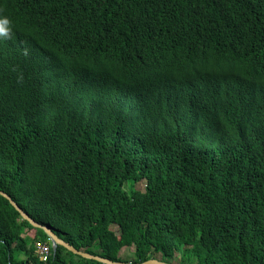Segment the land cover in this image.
<instances>
[{
    "label": "trees",
    "instance_id": "16d2710c",
    "mask_svg": "<svg viewBox=\"0 0 264 264\" xmlns=\"http://www.w3.org/2000/svg\"><path fill=\"white\" fill-rule=\"evenodd\" d=\"M0 189L113 261L264 264V0H0ZM38 244L0 195V264H102Z\"/></svg>",
    "mask_w": 264,
    "mask_h": 264
},
{
    "label": "water",
    "instance_id": "95a60500",
    "mask_svg": "<svg viewBox=\"0 0 264 264\" xmlns=\"http://www.w3.org/2000/svg\"><path fill=\"white\" fill-rule=\"evenodd\" d=\"M0 195H2L3 197H5L6 199H8L10 201L12 206L20 213L21 218L23 220L28 221L33 227L39 228L45 232V234L48 236V238L51 242V247H52L54 252H56V249L58 246H63L64 248H66L67 250L71 251L74 254L80 255V256L87 258V259L96 260L102 264H174V263L164 262V261L159 260L157 258H152V259H149V260L142 262V263H136L133 261H131V262L113 261L111 259L104 258V257H101L99 255H94V254H90L86 251L78 250L73 245H71L70 243H68L67 241H65L61 237H59L52 230V228H50L47 225L41 224V223L37 222L34 218L30 217L27 212H25L6 192L2 191L1 189H0Z\"/></svg>",
    "mask_w": 264,
    "mask_h": 264
},
{
    "label": "rangeland",
    "instance_id": "374dc122",
    "mask_svg": "<svg viewBox=\"0 0 264 264\" xmlns=\"http://www.w3.org/2000/svg\"><path fill=\"white\" fill-rule=\"evenodd\" d=\"M145 184H146V181L145 180H142V181H139V182H137L135 184H133L131 182H127L125 186H126L127 191L130 194H132V192L134 191V189L144 190L145 189ZM112 229L115 230L116 232H119L120 231L118 229V227H116L115 225L112 226ZM134 251H135V247L134 246L131 247V248H126V249H124V250H122L120 252V256L124 260H126V261H132L133 258H134V256H133ZM183 255H184L183 250L180 251V252H177L176 255H175V257L171 260V263L175 262V264H177L178 261H180V259L183 257ZM154 258H157L159 260L162 259V257H161L160 254L159 255H156V257H154Z\"/></svg>",
    "mask_w": 264,
    "mask_h": 264
},
{
    "label": "built area",
    "instance_id": "2783aa9c",
    "mask_svg": "<svg viewBox=\"0 0 264 264\" xmlns=\"http://www.w3.org/2000/svg\"><path fill=\"white\" fill-rule=\"evenodd\" d=\"M37 251L40 255V259L43 261H47L51 252V247L47 244H38Z\"/></svg>",
    "mask_w": 264,
    "mask_h": 264
},
{
    "label": "crops",
    "instance_id": "0c3cea01",
    "mask_svg": "<svg viewBox=\"0 0 264 264\" xmlns=\"http://www.w3.org/2000/svg\"><path fill=\"white\" fill-rule=\"evenodd\" d=\"M175 264V262H173Z\"/></svg>",
    "mask_w": 264,
    "mask_h": 264
}]
</instances>
